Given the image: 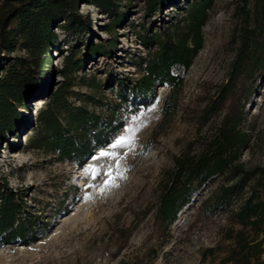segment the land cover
Wrapping results in <instances>:
<instances>
[{
	"label": "rangeland",
	"instance_id": "1",
	"mask_svg": "<svg viewBox=\"0 0 264 264\" xmlns=\"http://www.w3.org/2000/svg\"><path fill=\"white\" fill-rule=\"evenodd\" d=\"M234 7V0H214L202 28L203 47L184 75L177 111L169 121L162 123L166 86L155 87L147 99L130 97L115 112V128L107 143L91 145L79 161H59L54 154L30 146V137L42 133L38 107L44 108L65 80L60 70L66 61L82 60L81 68L68 79L70 109L84 106L107 121L109 109L120 103L114 95L116 81L121 79L126 86L140 76L135 62L146 49L136 31L161 30L180 14L176 9L148 13L143 0H119L116 12L124 20L106 31L111 18L93 5L82 4L79 12L89 17L91 35L56 29L58 43L43 57L48 85L21 112L26 122L0 144V180L22 195L21 217L38 238L26 245L0 244V264L219 263L227 246L221 240L229 225L227 214L199 209L213 186L197 193L166 231L160 229L155 212L164 171L188 145L195 143L191 149H198L197 141L212 132L226 110L211 116L207 124L199 123L201 110L216 100L226 82L235 55L234 34L240 20ZM87 40L112 46L105 57L84 59L82 45ZM258 77L246 103L238 104L237 98L228 102L232 110L243 106V127H252L250 149L241 156L248 167L264 164V69ZM250 85L246 81L244 88ZM65 114L60 110L62 117ZM261 238L264 247V234ZM210 248L212 252H207Z\"/></svg>",
	"mask_w": 264,
	"mask_h": 264
},
{
	"label": "trees",
	"instance_id": "2",
	"mask_svg": "<svg viewBox=\"0 0 264 264\" xmlns=\"http://www.w3.org/2000/svg\"><path fill=\"white\" fill-rule=\"evenodd\" d=\"M234 2V16L240 20L234 34L235 55L226 82L220 86L216 100L201 110L199 123L207 124L211 116L226 110L212 132L197 141L198 149H191L195 143L188 145L164 171L155 218L160 229L166 231L197 193L213 186L199 209L227 214L229 225L221 235L227 246L218 264H264V164L248 167L241 161L243 151L251 146L252 127H243V106L232 110L228 104L235 98L238 104L246 103L264 69V0ZM213 3L186 0L182 5L181 0H143L148 13L176 9L180 15L161 30L148 34L136 31L146 49L135 62L140 76L126 86L121 79L116 81L114 95L120 103L109 109L107 121L84 106L70 109L68 79L81 68L82 60L69 58L60 70L65 80L44 108L38 107L37 122L42 133L30 137V146L54 154L59 161H79L89 154L91 145L107 143L121 104L130 97L147 99L155 87L168 88L161 112L162 123L169 121L177 111L184 75L203 47L202 28ZM82 4L93 5L111 18L106 31L118 28L124 20V15L116 12L119 0H0V144L26 122L21 112L48 85L42 64L46 52L58 43L56 29L92 34L89 17L79 12ZM111 46L87 40L82 45L86 50L84 59L105 57ZM16 51L20 53L11 55ZM246 81H251L248 89L244 88ZM60 110L66 111L63 117ZM24 205L22 195L0 180V244L26 245L37 240L38 235L31 233V225L21 217Z\"/></svg>",
	"mask_w": 264,
	"mask_h": 264
},
{
	"label": "bare ground",
	"instance_id": "3",
	"mask_svg": "<svg viewBox=\"0 0 264 264\" xmlns=\"http://www.w3.org/2000/svg\"><path fill=\"white\" fill-rule=\"evenodd\" d=\"M37 101V100H36Z\"/></svg>",
	"mask_w": 264,
	"mask_h": 264
}]
</instances>
